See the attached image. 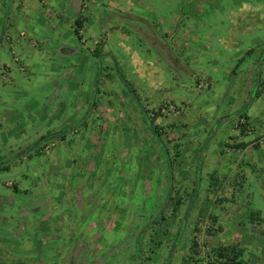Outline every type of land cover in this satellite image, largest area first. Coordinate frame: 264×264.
Returning <instances> with one entry per match:
<instances>
[{
    "label": "rangeland",
    "instance_id": "1",
    "mask_svg": "<svg viewBox=\"0 0 264 264\" xmlns=\"http://www.w3.org/2000/svg\"><path fill=\"white\" fill-rule=\"evenodd\" d=\"M49 4L68 15L71 0ZM77 14L72 67L56 53L47 78L37 52L10 84L0 66V264H220L218 246L264 264V0Z\"/></svg>",
    "mask_w": 264,
    "mask_h": 264
},
{
    "label": "crops",
    "instance_id": "2",
    "mask_svg": "<svg viewBox=\"0 0 264 264\" xmlns=\"http://www.w3.org/2000/svg\"><path fill=\"white\" fill-rule=\"evenodd\" d=\"M52 2L53 0H45L44 2V4L51 8L50 11L43 6H41V10L36 0H0V66L7 69V80L12 81L10 84H16V77L19 76L17 70L22 71V75H20L23 78L28 80L32 78L36 73L33 65L34 54L37 52L44 53L45 59H49V63L44 65L45 69H47V73H45L44 76L47 78L51 77L53 74L56 75V73H59L57 72L59 69L58 64H55L54 61H50L57 56L56 53H60L58 55L59 59H66L72 67V50L69 47L74 43L72 40L74 30L73 24L75 19L79 16V13L77 14L79 0H71V6L68 8L69 11L67 10L68 15H66L65 12L57 13L49 4ZM65 20L69 22L67 24L68 29L62 32L61 28ZM86 25V21H83V25L78 32L83 30L85 32L87 29ZM48 26L50 28H48ZM21 33H24V35L21 36ZM55 37L60 40L57 42V49L54 53L45 51L43 47L45 44L43 43L48 45L47 43H50L51 40L55 41ZM5 40L10 44H4ZM40 40L42 41L39 42ZM65 45L68 46L67 49H63ZM8 46L14 51L16 56H18V61L12 58L11 50L7 48ZM6 52L9 53L12 61L16 64L15 68H13V64H9L6 57H4ZM21 63L24 66H22ZM75 66L76 68H83L80 60L76 62ZM27 69H29V72H27ZM82 74V71H80L79 75L82 76ZM63 76L65 75L62 74V77ZM71 83L72 79L64 84H69L70 86Z\"/></svg>",
    "mask_w": 264,
    "mask_h": 264
},
{
    "label": "trees",
    "instance_id": "3",
    "mask_svg": "<svg viewBox=\"0 0 264 264\" xmlns=\"http://www.w3.org/2000/svg\"><path fill=\"white\" fill-rule=\"evenodd\" d=\"M83 21H84V18H82V17H77L75 19V21H74L75 27H74L73 31H74V34L76 36L78 35V33H79L78 31L80 30V28L83 25ZM125 86H127V88H128V93H132L133 96L136 97V95L134 94V90L131 89V87H129L126 82H125ZM140 109H141L140 111L143 112L141 107H140ZM143 115H145L144 112H143ZM241 117H245V115L242 114V115H240V118ZM153 133H156V134L158 133L159 134V132H158V130L156 128L153 129ZM53 135L57 136V138L61 139L62 141H64L65 137H66L64 132L54 133ZM43 138H45V137H43ZM39 146H40L39 148H41V145H39ZM177 146L178 145L176 144V147ZM37 150L39 151V149H37ZM176 153H179L178 150L176 151ZM0 169H4V167H2ZM15 189H17V188H15ZM168 192L170 193V189L168 190ZM189 197H191V195L188 194V200H189ZM168 199H169V196H166V200H168ZM164 203L162 204L161 209L155 215L153 222H157L160 219V217L163 215V209H164V206L166 205V203L165 204ZM176 203H179V201L177 200ZM258 215H260L259 211L255 210V212L251 213V216H252L251 219L254 220L255 217L258 216ZM214 251H215V254H216L217 258H221V259L224 258V260H222L220 262V264H242V259L240 258L242 249H239L238 247L218 246L217 248L214 249Z\"/></svg>",
    "mask_w": 264,
    "mask_h": 264
},
{
    "label": "built area",
    "instance_id": "4",
    "mask_svg": "<svg viewBox=\"0 0 264 264\" xmlns=\"http://www.w3.org/2000/svg\"><path fill=\"white\" fill-rule=\"evenodd\" d=\"M84 6H85V4L83 3V4H82V7H84Z\"/></svg>",
    "mask_w": 264,
    "mask_h": 264
}]
</instances>
